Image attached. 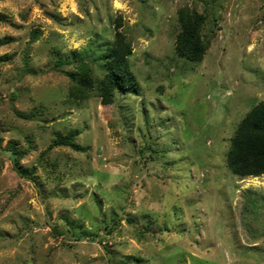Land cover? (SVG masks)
Returning a JSON list of instances; mask_svg holds the SVG:
<instances>
[{
  "label": "rangeland",
  "instance_id": "1",
  "mask_svg": "<svg viewBox=\"0 0 264 264\" xmlns=\"http://www.w3.org/2000/svg\"><path fill=\"white\" fill-rule=\"evenodd\" d=\"M191 11L199 59L176 50ZM116 31L137 90L108 100ZM259 102L264 0H0V264H264V174L226 154Z\"/></svg>",
  "mask_w": 264,
  "mask_h": 264
},
{
  "label": "trees",
  "instance_id": "2",
  "mask_svg": "<svg viewBox=\"0 0 264 264\" xmlns=\"http://www.w3.org/2000/svg\"><path fill=\"white\" fill-rule=\"evenodd\" d=\"M203 15L195 11L179 12L178 23L180 31L176 38L178 54L189 59H199L204 45L200 39V28ZM131 54L130 42L116 31L114 39L107 44L104 52L98 57L103 62L104 79L101 81V93L110 99L116 91H136L137 81L129 65ZM77 63L76 71L70 72L73 88L77 96L82 97L83 91L91 86L88 76L89 68L83 57L56 59L55 65ZM227 166L237 176H258L264 174V102L253 106L240 120L230 138L227 150Z\"/></svg>",
  "mask_w": 264,
  "mask_h": 264
}]
</instances>
